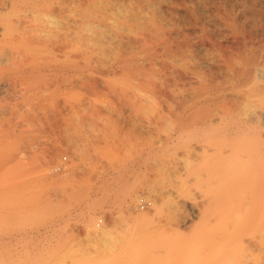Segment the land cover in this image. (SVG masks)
Segmentation results:
<instances>
[{
  "label": "rangeland",
  "instance_id": "rangeland-1",
  "mask_svg": "<svg viewBox=\"0 0 264 264\" xmlns=\"http://www.w3.org/2000/svg\"><path fill=\"white\" fill-rule=\"evenodd\" d=\"M57 1L0 0V235L22 243L28 230L30 257L42 241L46 264L264 257V190L246 184H264V147L250 135L264 130V99L256 97L263 82H228L221 58L235 43L224 7L247 29L256 12L237 0H61L60 13ZM37 2L58 11L27 16ZM71 12L90 16H63ZM250 91L247 112L238 106ZM235 101L242 109L225 117ZM243 109L258 114L247 119ZM235 116L252 119L243 130L253 138L233 142L243 154L224 138ZM142 196L149 208L139 206ZM247 198L253 211L236 206Z\"/></svg>",
  "mask_w": 264,
  "mask_h": 264
},
{
  "label": "bare ground",
  "instance_id": "bare-ground-1",
  "mask_svg": "<svg viewBox=\"0 0 264 264\" xmlns=\"http://www.w3.org/2000/svg\"><path fill=\"white\" fill-rule=\"evenodd\" d=\"M234 1V0H233ZM3 3H4V1H2ZM1 2V3H2ZM58 3H59V6H58V10H57V8L56 7H49V6H47V7H49V8H47V7H45L44 6V4L42 3V2H37V3H35V5L34 6H32L31 7V9L30 10H27L26 11V15L27 16H31V15H34L35 13H46V14H52V13H55L56 11H58V12H60V13H62V12H65V6H64V3H63V1H61V0H59V1H57ZM227 2H229V1H227ZM42 3V4H41ZM222 3V2H221ZM224 3V2H223ZM237 5H241L242 6V8H243V11H245L246 10V12H247V10H248V12L249 11H254V12H256V15H258L257 16V18H256V16L254 15L253 16V18L255 19L253 22L255 23V27H253V28H251V29H247L246 27V23L245 22H243L244 20H242V15H240L241 16V20H242V22L240 21V20H238V18H237V14H235V15H233L231 12L233 11V13H234V10H228V7H229V5H228V3H227V5H228V7H224V11H222V14L220 13V15H222L221 17H222V20H223V22H224V29L226 28V29H229V31H230V33H228V34H232L233 36H234V44H233V42H232V44L231 45H229V46H227V48L229 49V50H227L228 52H226V53H224L225 55V57L224 56H222L221 58H222V60H224V62L226 63H224V66H225V70L226 71H228L229 73H230V75H229V73H228V75H229V77H231V78H229V79H231V80H228V82L230 81H234L235 83H237L238 84V86L240 85L241 87L242 86H244V85H248V84H254V82H256V84H258V82L260 81H262L263 82V88L261 89H257L258 90V92H257V96L256 97H258V96H260V97H258L259 99L260 98H263L264 99V0H237ZM239 3V4H238ZM240 5L238 6L239 8H240ZM220 8H221V6H219ZM236 7V6H235ZM220 8H218V9H220ZM234 8V7H233ZM239 8L237 9V10H239ZM54 10H56V11H54ZM243 11H240V12H243ZM215 12H216V10H215ZM247 12V13H248ZM82 13V12H81ZM235 13H236V11H235ZM244 13V12H243ZM252 13V12H251ZM68 16V18H70V19H73V20H77L78 19V17H88V16H90V14L88 13V12H84V13H82V14H80V13H77V12H71V13H68V14H63V16ZM219 15V14H218ZM246 15V14H245ZM243 16V17H246V16ZM253 15V14H252ZM252 15H251V17H252ZM212 16V15H211ZM240 16H239V19H240ZM249 16V15H248ZM246 19H248V17H246ZM73 20H72V22H73ZM249 20V19H248ZM247 20V21H248ZM252 20V19H251ZM78 21V20H77ZM246 21V20H245ZM246 21V22H247ZM259 21V22H258ZM253 22L251 23V25L253 24ZM74 23H76V21L74 22ZM250 23V22H249ZM248 23V24H249ZM247 24V25H248ZM250 25V24H249ZM254 25V24H253ZM220 26V25H219ZM246 26V27H245ZM72 29H74V30H76V27L75 28H73L72 27ZM74 30H71V33H72V31H74ZM74 32H76L77 33V31H74ZM205 32V31H204ZM76 33H75V37H76ZM203 33V32H202ZM72 35V34H71ZM71 35L69 34V36L71 37ZM213 36V35H212ZM72 37H74L73 35H72ZM72 37H71V40H72ZM68 37H66V39H67ZM69 39V41H70V38H68ZM256 39V40H255ZM65 40V39H64ZM64 40H62L63 42H64ZM74 40H76V39H74ZM74 40L73 41H71V42H74ZM233 41V40H232ZM60 42H61V40H60ZM63 42H61V45H62V43ZM67 42H68V40H67ZM67 42H66V44H67ZM216 42V41H215ZM65 43V42H64ZM69 43V42H68ZM65 44V45H66ZM73 44V43H72ZM227 44V43H226ZM226 44L225 45H222V43H221V46H224V47H222V49L224 48H226ZM230 44V43H229ZM60 46V45H59ZM68 46V45H67ZM219 46H220V44H219ZM220 46V47H221ZM58 47V46H57ZM59 48H61V46L59 47ZM221 49V50H222ZM223 49V50H224ZM226 50V49H225ZM225 52V51H224ZM234 54H237V56H238V61L240 62V65L238 64V66L236 65V64H232L233 63V61L235 60V57H234ZM221 56V55H220ZM224 57V58H223ZM233 57H234V60H232L233 59ZM237 58V57H236ZM239 58H240V60H239ZM209 60V59H208ZM214 60V59H213ZM231 61H232V63H231ZM222 63H223V61H222ZM209 65H211V64H209ZM219 66V65H218ZM224 69H223V71H224ZM221 70V69H220ZM222 72V71H221ZM226 73V72H225ZM225 75V74H224ZM225 78H228V76H224ZM258 81V82H257ZM231 82V83H232ZM261 82V83H262ZM260 84V83H259ZM231 85V84H230ZM235 86V85H234ZM238 86H236V87H238ZM232 87H233V85H232ZM232 87L230 88L231 90H232ZM245 87V86H244ZM243 87V88H244ZM251 87V86H250ZM249 87V88H250ZM228 88H229V86H228ZM227 88V89H228ZM247 88V87H246ZM257 88V87H256ZM240 89V88H239ZM248 89V88H247ZM252 89V88H251ZM219 90V89H218ZM225 90H226V88H225ZM231 90H229V91H231ZM242 90V89H241ZM250 90V89H249ZM260 90V91H259ZM221 91H224V90H219V92L221 93ZM227 91V90H226ZM233 91V90H232ZM256 92V90H254V88H253V90H252V92ZM213 92V91H212ZM218 92V93H219ZM228 92V91H227ZM234 92V91H233ZM251 91H250V93L248 94V92L247 93H243L244 94V98L242 99V102H240V103H243V105H241L240 106V104L238 103V102H236L235 101V103H233V108L234 107H236V104L238 103L239 104V106L238 107H242L243 106V108H245V106L247 105V103H245L246 101H249L250 102V99H249V96L250 97H252V99H253V96H254V94H253V96L252 95H250L251 93H252ZM223 93V92H222ZM222 93H221V95H222ZM237 94H238V91L236 92ZM240 93V92H239ZM217 94V93H216ZM242 94V95H243ZM218 95V94H217ZM224 95H226V97H227V94H224ZM239 95V94H238ZM237 95V96H238ZM241 95V94H240ZM241 95V96H242ZM211 96V95H210ZM262 96V97H261ZM219 97V96H218ZM226 97H224V99L226 98ZM239 97V96H238ZM215 98H216V95H215ZM220 98V97H219ZM223 98V97H222ZM221 98V99H222ZM229 98L230 97H228V104H232L231 102H234V99H233V101H231L232 100V98H231V102L229 101ZM234 98H235V96H234ZM237 98V97H236ZM220 99V100H221ZM223 99V101L222 102H226V100H224ZM217 100H219V99H217ZM237 101H239V100H237ZM240 101H241V99H240ZM230 102V103H229ZM248 102V103H249ZM219 103V102H218ZM227 103V102H226ZM251 103V102H250ZM228 104L227 105H223V107L225 106H228ZM234 104H235V106H234ZM237 104V105H238ZM254 104V103H253ZM245 105V106H244ZM248 106V108H252V106H251V104L250 105H247ZM251 106V107H250ZM222 107V108H223ZM229 107V109H227ZM227 108H225V110L227 109V111H226V113H225V117L226 116H228V115H226L227 113L229 114V113H231L230 114V116L232 115L233 116V114L234 115H236L237 116V114H235V113H237V110L239 111L240 109H242V108H239V109H236V108H230V106H228ZM264 107V106H263ZM221 108V109H222ZM247 108V107H246ZM245 108V110H247ZM236 109V110H235ZM253 109H254V107H253ZM255 109H257V108H255ZM259 109H261L262 110V108H259ZM264 109V108H263ZM224 110V109H223ZM244 109H243V111L242 112H244L245 111ZM251 110V109H250ZM258 110V109H257ZM250 111L249 112V114L251 115H253L254 116V114L255 115H257L258 113V111ZM249 110H247V112H248ZM246 112V111H245ZM245 112L243 113V114H245ZM247 112H246V117L245 118H247V117H249L250 115H248L247 114ZM261 113H259V117L261 116H264V114H263V112L262 111H260ZM241 114V115H240ZM240 115V116H239ZM239 117L238 118H240V117H242V113H239ZM223 115H221V117H222ZM231 116V117H232ZM235 116V117H236ZM252 116V117H253ZM252 117H250V118H252ZM258 117V116H257ZM260 117V118H261ZM232 118H234V116L232 117ZM237 118V117H236ZM236 118L235 119H231V118H229V120H228V122L230 121V120H232L233 122L231 123V124H229V126H228V124H226L224 127L226 128V126H228V131L227 130H225V129H223V131L225 132V139L227 140V141H230V143L231 144H229V142H228V147L229 146H233L234 145V147L235 146H237V147H239L238 145H240V143H236L237 145H235V143H233V142H235V141H237V142H240V140H242V142H243V138L245 137V139L247 138V141H249V139H251V138H253V137H251L250 136V138H249V132L247 133V132H245L244 130V127L246 126V128L247 127H249V126H247V124L248 125H250L249 123H250V121H252V119L250 120V118H249V122L248 121H246L247 122V124H246V122L244 121V117H243V119L242 120H239L238 118H237V120H236ZM255 118V117H254ZM254 118H253V122H256V121H254ZM263 118V117H262ZM248 119V118H247ZM256 119V118H255ZM259 119V118H258ZM257 120V119H256ZM260 120V119H259ZM258 122V121H257ZM256 122V123H257ZM264 122V121H263ZM259 124H262V122L261 123H259ZM259 124H257V126L259 127ZM255 125V124H254ZM263 125H264V123H263ZM257 126H255V128L257 127ZM223 127V128H224ZM252 127V126H251ZM250 127V130L252 129ZM256 128V129H259V128ZM254 128V127H253ZM255 128H254V130H252V132L253 131H255ZM263 126H260V129L258 130V132L260 131H262L263 130ZM244 129V130H243ZM249 129V128H248ZM241 130L242 131H244L245 132V135H246V133L248 134L247 135V137L246 136H243V137H241L240 135H238V132H241ZM250 130H248V131H250ZM247 131V130H246ZM264 131V130H263ZM262 131V132H263ZM223 132V133H224ZM227 132V133H226ZM262 132L261 133H256V132H254V134H250V135H257L256 136V140L259 138L260 139V141H261V143H262V146L264 147V145H263V142H264V137L262 136L263 134H262ZM251 133V132H250ZM240 134V133H239ZM242 135V134H241ZM255 137V136H254ZM249 138V139H248ZM246 141V140H245ZM246 141V142H247ZM260 141H259V144H260ZM263 141V142H262ZM247 143H249V142H247ZM246 143V144H247ZM233 144V145H232ZM242 144V143H241ZM245 143L243 142V145H244ZM242 145V146H243ZM261 145V144H260ZM241 146V145H240ZM240 147V150H239V148H238V150L239 151H241V153H242V150H241V148L243 149V147ZM247 146V145H246ZM262 146H259V149L258 150H260V148H263ZM227 149V148H226ZM235 149H236V152H237V148L235 147ZM235 149L233 148H230V150H234L235 151ZM244 149H246L247 150V147H245ZM249 149V152H250V147L248 148ZM238 151V152H239ZM247 152H248V150H247ZM231 153V152H230ZM233 153V152H232ZM244 153V152H243ZM242 153V154H243ZM251 153H252V155L251 156H253V152L251 151ZM251 153H249L248 155H250ZM263 153H264V151H263ZM234 154H236V153H234ZM238 154V153H237ZM229 155V154H228ZM231 156V155H230ZM230 156H228V157H230ZM239 157H240V155H238ZM238 156H237V158H238ZM242 156V155H241ZM233 157V156H232ZM245 157V156H244ZM244 157L242 158V157H240L239 159H244ZM248 157H250V156H248ZM253 157H255V156H253ZM252 157V158H253ZM246 158V157H245ZM239 159H238V161H239ZM241 159V160H242ZM247 159H249V158H247ZM235 160V162H236V159H234ZM245 160V159H244ZM251 161H253V160H251ZM238 164H240L239 162H237ZM236 163V164H237ZM242 163H244V161H242ZM241 163V164H242ZM248 164V165H247ZM247 164H244V166L246 165V167L248 166H251L250 165V161L247 163ZM239 166H241V165H239ZM238 166V167H239ZM247 167V168H248ZM236 168V167H235ZM244 168V167H243ZM247 168H244L242 171H244V172H246V174H248L249 173V171H251L249 168H253L252 166L251 167H249L248 169V171H247ZM237 170H238V172H239V169H241L240 167L239 168H236ZM241 171V172H242ZM235 172H237V171H235ZM237 172V174L239 175V173ZM243 173V172H242ZM245 174V175H246ZM250 174H251V172H250ZM241 175V174H240ZM243 175V174H242ZM241 175V176H242ZM245 175H244V178H245ZM250 176V175H249ZM249 176H246L247 178L249 177ZM250 180V179H249ZM239 181V180H238ZM251 184H250V183ZM248 183L246 182V184L249 186V185H252V189H254V187L255 188H262V191L264 190L263 189V181L261 182V180H260V182H258V181H255V184L257 185V187L255 186V185H253L252 184V182L251 181H249ZM257 182V183H256ZM260 183V184H259ZM247 185H246V187H247ZM8 186V185H7ZM238 187L240 186V185H237ZM258 186H260V187H258ZM11 188V187H10ZM247 189H251V187L249 186V188L247 187ZM243 191H245V190H243ZM264 192V191H263ZM248 194H246V196H247ZM243 196H245V195H243ZM245 196V197H246ZM248 197V196H247ZM4 198V197H3ZM141 198V197H140ZM244 198V197H243ZM242 198V199H243ZM253 198V197H252ZM255 198V197H254ZM256 198H257V196H256ZM245 199V198H244ZM6 200V199H5ZM247 200H249V198H247ZM247 200H241L240 199V203H239V205L236 203V206L237 207H241V208H243L242 207V205L241 204H243L244 205V203H245V207L244 208H246L247 206H246V203L248 204V207H247V209L248 208H250L249 210H252L253 211V203H252V199L250 198V200L249 201H247ZM256 200V199H255ZM11 201V200H10ZM139 201H140V199H139ZM235 200H233V202H234ZM245 201V202H244ZM261 201V200H260ZM262 205H263V202L261 203ZM235 205V204H234ZM233 204H232V207L234 206ZM229 206V205H228ZM264 206V205H263ZM228 208V207H227ZM230 208V207H229ZM234 208H236V207H233V209ZM253 208V209H252ZM260 207H256V209H255V211L258 209L259 210V212L261 211V209H259ZM12 209V208H11ZM27 209V208H26ZM230 209H232V208H230ZM237 209V208H236ZM263 209V208H262ZM228 210V212L230 211L229 209H227ZM248 210V211H249ZM257 210V211H258ZM24 211V210H23ZM26 211V210H25ZM256 211V212H257ZM231 212V211H230ZM259 212H258V214H259ZM2 213V212H1ZM23 213V212H22ZM248 213V212H247ZM253 213V212H252ZM251 213V215L250 216H252L253 214H256V213H253L252 214ZM263 213V212H262ZM229 214V213H228ZM249 214V213H248ZM8 215V214H7ZM26 215V214H25ZM230 215V214H229ZM260 215V214H259ZM3 216V215H2ZM1 216V217H2ZM256 216H258V215H256ZM264 216V213L262 214V217ZM5 217V216H4ZM7 217V216H6ZM5 217V218H6ZM9 217V216H8ZM261 217V218H262ZM11 218H12V216H11ZM250 218V217H249ZM254 217L252 216V219H253ZM257 218V217H256ZM251 219V218H250ZM250 219H248V220H250ZM251 219V220H252ZM264 217L262 218V223H264ZM5 220V219H4ZM9 220V219H8ZM236 220V219H235ZM241 220V219H240ZM247 220V219H246ZM254 221V220H253ZM257 221V220H256ZM230 222V221H229ZM228 222V223H229ZM238 222V221H237ZM258 222V221H257ZM261 222L259 223L258 222V224H261ZM227 223V224H228ZM247 223H251V221L250 222H248L247 221ZM247 223H245V224H247ZM237 224V223H236ZM239 224V223H238ZM254 224H255V221H254ZM252 225V224H251ZM256 225H257V223H256ZM263 227H264V225H263ZM28 231V230H27ZM27 231H25L22 235V238L24 239V242H22V243H18L17 241L15 242V241H13L14 239L12 238V236L11 235H7V234H5V235H0V264H46V260L45 259H43V258H45V256H44V250H45V248H44V245L42 244L43 242L41 241L39 244H38V246L36 247L37 248V251H38V255H36L35 257H33V258H31L30 256V253H31V251H30V243H28L29 241L27 240L28 239V232ZM228 231H226V233L224 232V235H222V237L223 238H226L227 236H228V234H231V233H227ZM226 234V235H225ZM225 236V237H224ZM230 237V236H229ZM264 237V236H263ZM228 238V237H227ZM17 239V238H16ZM20 239V238H19ZM23 239H21L22 241H23ZM41 239V238H40ZM260 240H261V238H260ZM260 240H258V241H260ZM39 241V240H38ZM260 243H263V242H260ZM249 244V243H248ZM247 244V245H248ZM253 244V243H252ZM251 244V245H252ZM246 245H244V246H242L244 249H245V251L247 250V249H249V247H250V245H248L247 246V248L245 247ZM255 246H259V248H260V250H261V247H260V245L259 244H256ZM262 246V245H261ZM252 247V246H251ZM254 247V246H253ZM263 248V247H262ZM36 251V252H37ZM251 251H252V248H251ZM251 251H250V253H251ZM239 252V251H238ZM243 253H245V254H248V251H246V252H244V251H242ZM16 253H21V255H23V257H21V259L19 258V260H17V259H15V258H13V256L14 255H16ZM236 253V252H235ZM32 254V253H31ZM229 254V253H228ZM231 254V253H230ZM234 254V253H233ZM233 254H232V256L231 257H233ZM18 255V254H17ZM239 255V254H238ZM244 255V254H243ZM250 256L252 255V254H249ZM39 256V257H38ZM225 256H227V254L225 255ZM229 256V255H228ZM245 256H247V255H245ZM254 256V255H253ZM17 257V256H16ZM38 257V258H37ZM236 257V256H235ZM31 258V259H30ZM246 258H248V257H246ZM249 258H251V257H249ZM258 258H260V256H258ZM257 258V260H254V261H250V263L248 262H245V263H247V264H261L262 263V261H264L262 258H264V257H262V258H260V259H258ZM33 259H35V260H33ZM223 259V258H222ZM227 259H229V257H227ZM232 259V258H231ZM254 259V258H253ZM255 259H256V256H255ZM250 260H252V259H250ZM227 260H226V258H225V261H223V262H226ZM229 262H230V260H229ZM205 263V262H204ZM203 263V264H204ZM206 263H207V261H206ZM205 263V264H206ZM217 263V262H216ZM215 263V264H216ZM243 263H244V260H243ZM48 264V263H47ZM211 264H213V262H211ZM222 264V263H221ZM224 264V263H223ZM241 264H242V262H241Z\"/></svg>",
  "mask_w": 264,
  "mask_h": 264
},
{
  "label": "built area",
  "instance_id": "built-area-1",
  "mask_svg": "<svg viewBox=\"0 0 264 264\" xmlns=\"http://www.w3.org/2000/svg\"><path fill=\"white\" fill-rule=\"evenodd\" d=\"M152 205V201L147 196H142L139 201V206L142 209L149 208Z\"/></svg>",
  "mask_w": 264,
  "mask_h": 264
}]
</instances>
